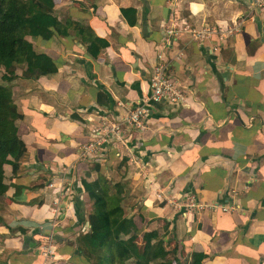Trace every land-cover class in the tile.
I'll list each match as a JSON object with an SVG mask.
<instances>
[{
  "label": "crops",
  "instance_id": "crops-1",
  "mask_svg": "<svg viewBox=\"0 0 264 264\" xmlns=\"http://www.w3.org/2000/svg\"><path fill=\"white\" fill-rule=\"evenodd\" d=\"M55 5L67 35L32 41L58 71L15 81L27 150L17 174L5 165L10 187L0 196V264H98L77 247L93 211L82 181L98 177L123 186L121 204L140 229L139 246L145 232L157 230L170 264L194 253L204 254L203 264H264V6ZM174 23L180 30L170 34ZM93 37L109 42L98 58L88 52ZM158 53L188 98L149 104L146 127L137 128L125 118L150 95ZM189 192L194 208L187 206ZM46 243L49 256L41 249Z\"/></svg>",
  "mask_w": 264,
  "mask_h": 264
},
{
  "label": "trees",
  "instance_id": "trees-1",
  "mask_svg": "<svg viewBox=\"0 0 264 264\" xmlns=\"http://www.w3.org/2000/svg\"><path fill=\"white\" fill-rule=\"evenodd\" d=\"M55 6V0H0V196L10 187L5 181V165H11L17 174L27 150L19 135L23 114L15 103V81L58 71L53 58L38 52L32 41V37L49 40L56 32L67 35L69 28L58 19ZM128 10L136 12L123 9ZM80 31L86 35L83 26ZM108 45L106 39L93 37L88 52L98 58ZM82 183L93 200V211L88 216L90 230L77 239L80 255L98 264H122L128 259H134L135 264H170L166 261L170 251L157 230L145 232L143 247L139 246L140 229L133 218L125 215L121 204L122 185L104 177ZM76 207L82 218L84 204L78 202ZM204 257L194 253L190 261L177 264H203Z\"/></svg>",
  "mask_w": 264,
  "mask_h": 264
},
{
  "label": "built area",
  "instance_id": "built-area-1",
  "mask_svg": "<svg viewBox=\"0 0 264 264\" xmlns=\"http://www.w3.org/2000/svg\"><path fill=\"white\" fill-rule=\"evenodd\" d=\"M257 5L264 6V0H254ZM179 27V24H172L168 32L173 34ZM194 35H196L197 31L194 30ZM158 60L153 69V72L150 75V84H151V94L145 100V103L141 105H137L131 109L126 122L129 124H134L136 127L142 128L145 126V119L149 115V104L151 103H160L165 101L170 102H185L187 97L186 89L181 86L174 76L169 72V63L165 58L164 53H158ZM174 77V78H173ZM118 127L115 126V129ZM121 131V129H120ZM114 132V131H111ZM108 135V133H107ZM101 143V142H98ZM94 144L91 143L90 147H93ZM188 204L190 208H194L197 206L196 197L193 193H187ZM43 253L46 256L52 254V248L49 244H43L41 246Z\"/></svg>",
  "mask_w": 264,
  "mask_h": 264
},
{
  "label": "clouds",
  "instance_id": "clouds-1",
  "mask_svg": "<svg viewBox=\"0 0 264 264\" xmlns=\"http://www.w3.org/2000/svg\"><path fill=\"white\" fill-rule=\"evenodd\" d=\"M255 4H256V2H255ZM259 6V5H258ZM261 7H263V6H261ZM179 27H180V25H179ZM177 30H180L179 28H177ZM151 85V84H150ZM152 89V88H151ZM152 91V90H151ZM151 94V93H150ZM150 96V95H149ZM147 99V97L146 98H144V99H142L141 101H140V103L139 104H136L135 106H137V105H141L142 103H145V100ZM155 103V102H154ZM151 104H153V103H151ZM134 108V107H133ZM130 113V112H129ZM129 115V114H128ZM126 119H127V117L125 118V121H126ZM130 125H132V124H130ZM136 127V126H135ZM144 127H146V123H145V126ZM144 127H142V128H144ZM137 128H139V127H137Z\"/></svg>",
  "mask_w": 264,
  "mask_h": 264
},
{
  "label": "rangeland",
  "instance_id": "rangeland-1",
  "mask_svg": "<svg viewBox=\"0 0 264 264\" xmlns=\"http://www.w3.org/2000/svg\"><path fill=\"white\" fill-rule=\"evenodd\" d=\"M33 39L34 38H36V37H32ZM114 180L113 179H111V182H113ZM122 264H135V262H134V259H128L127 261H125L124 263H122Z\"/></svg>",
  "mask_w": 264,
  "mask_h": 264
}]
</instances>
